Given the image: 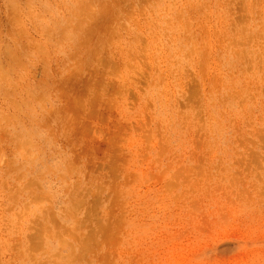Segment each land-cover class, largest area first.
<instances>
[{
    "label": "rangeland",
    "instance_id": "obj_1",
    "mask_svg": "<svg viewBox=\"0 0 264 264\" xmlns=\"http://www.w3.org/2000/svg\"><path fill=\"white\" fill-rule=\"evenodd\" d=\"M0 264H264V0H0Z\"/></svg>",
    "mask_w": 264,
    "mask_h": 264
}]
</instances>
